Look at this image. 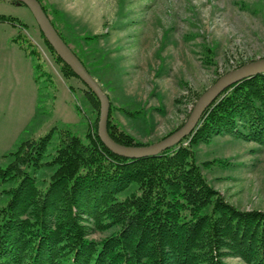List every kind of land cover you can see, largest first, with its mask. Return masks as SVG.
Here are the masks:
<instances>
[{"label": "trees", "instance_id": "trees-1", "mask_svg": "<svg viewBox=\"0 0 264 264\" xmlns=\"http://www.w3.org/2000/svg\"><path fill=\"white\" fill-rule=\"evenodd\" d=\"M39 1L101 87L115 91L110 75L117 68L99 36L70 39L47 4ZM18 19L0 13V21L22 26ZM39 30L63 75L84 84L81 95L94 116L85 137L68 128L59 130L52 151L48 147L55 126L38 137L23 138L2 154L0 195L5 201L0 204V264H264V210L228 201L208 181L195 152L199 143L222 133L264 145V71L226 87L176 144L157 154L130 158L114 153L100 140L97 96ZM13 39L40 71L35 79L43 76L52 81L48 71L41 70V53L31 47V40L20 31ZM108 97L109 134L127 145L149 143L135 139L113 115L119 108L144 120L143 107L127 102L115 107ZM211 161L230 163L220 157ZM92 228L109 232L96 239L89 236ZM227 256L239 257L243 263L227 262Z\"/></svg>", "mask_w": 264, "mask_h": 264}, {"label": "rangeland", "instance_id": "rangeland-1", "mask_svg": "<svg viewBox=\"0 0 264 264\" xmlns=\"http://www.w3.org/2000/svg\"><path fill=\"white\" fill-rule=\"evenodd\" d=\"M43 1L70 39L99 36L117 68L110 75L115 91L104 90L107 96L115 107L127 102L140 105L146 114L144 120L135 119L115 108L113 115L141 142L158 140L183 123L195 96L214 78L242 60L264 56V0ZM0 13L24 22L20 26L0 21V88L7 81L15 92L0 93L5 98L0 102V161L23 138L43 135L52 126L56 129L48 151L54 150L61 129L85 137L94 114L81 95L84 84L63 75L27 5L0 0ZM19 31L39 49L41 70L48 71L52 81L43 76L35 79L40 71L34 69L32 57L11 51ZM195 152L208 181L228 201L264 210L263 144L222 133L199 143ZM217 157L227 159L229 165L211 161ZM206 159L211 163L202 164ZM4 201L0 195V204ZM108 232L92 228L89 236L100 239ZM224 259L243 263L236 256Z\"/></svg>", "mask_w": 264, "mask_h": 264}, {"label": "water", "instance_id": "water-1", "mask_svg": "<svg viewBox=\"0 0 264 264\" xmlns=\"http://www.w3.org/2000/svg\"><path fill=\"white\" fill-rule=\"evenodd\" d=\"M24 3L33 14L45 38L53 46L59 56L72 68L95 93L99 100L97 134L100 140L114 153L136 158L157 154L165 148L179 142L190 133L199 120L204 109L230 84L253 74L264 71V56L247 60L234 66L216 77L195 99L184 122L164 137L146 144H123L116 141L108 132L107 119L109 114V98L97 79L88 71L81 59L73 52L52 24L49 16L39 0H16Z\"/></svg>", "mask_w": 264, "mask_h": 264}, {"label": "crops", "instance_id": "crops-1", "mask_svg": "<svg viewBox=\"0 0 264 264\" xmlns=\"http://www.w3.org/2000/svg\"><path fill=\"white\" fill-rule=\"evenodd\" d=\"M12 42H14V43H12V45H14V46H12V48H11V51L13 52H15V51H17L18 52V54H21L22 56H25V54H24V50L18 45V43L16 42V41H14V40H12ZM16 56H18L19 57V55H16ZM9 92H12V94H15V92H14V90L12 89V84L11 83H7V81L6 82H4V84L1 86V88H0V93H2L3 95H5V94H8ZM1 95V94H0ZM6 96V95H5ZM5 99V98H4ZM4 99H1V97H0V102L1 103H3L4 102ZM12 100H13V97H12ZM14 106H15V104H13ZM5 121L7 122V123H9L8 122V119H5Z\"/></svg>", "mask_w": 264, "mask_h": 264}, {"label": "bare ground", "instance_id": "bare-ground-1", "mask_svg": "<svg viewBox=\"0 0 264 264\" xmlns=\"http://www.w3.org/2000/svg\"><path fill=\"white\" fill-rule=\"evenodd\" d=\"M16 2V0H14ZM24 4V3H23ZM80 78V77H79ZM83 81V80H82ZM84 82V81H83ZM85 83V82H84ZM87 85V84H86ZM89 87V86H88ZM90 88V87H89ZM110 106V105H109Z\"/></svg>", "mask_w": 264, "mask_h": 264}]
</instances>
